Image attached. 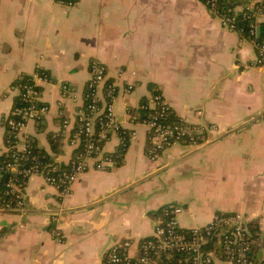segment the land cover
Instances as JSON below:
<instances>
[{
    "label": "crops",
    "instance_id": "crops-1",
    "mask_svg": "<svg viewBox=\"0 0 264 264\" xmlns=\"http://www.w3.org/2000/svg\"><path fill=\"white\" fill-rule=\"evenodd\" d=\"M255 1L226 0L237 13ZM262 24L264 9L256 35ZM93 59L116 89L115 120L129 136L123 158L115 168H90L65 198L30 177L24 210L0 213V264H102L111 244L151 237L162 210L150 213L167 204L181 208L185 230L217 214L264 225V72L254 44L223 29L203 0H0V158L17 84L38 70L47 76L37 86L48 112L23 135L68 165ZM153 92L174 120L211 128L209 143L174 144L150 161L138 114ZM119 144L112 134L105 153Z\"/></svg>",
    "mask_w": 264,
    "mask_h": 264
},
{
    "label": "built area",
    "instance_id": "built-area-1",
    "mask_svg": "<svg viewBox=\"0 0 264 264\" xmlns=\"http://www.w3.org/2000/svg\"><path fill=\"white\" fill-rule=\"evenodd\" d=\"M217 2L207 0L205 5L225 30L246 36L254 44L255 64L264 72V43L256 42L255 27L263 14L264 0H256L252 7L239 13L232 10V15L219 14ZM239 17L241 21L249 23L247 29L240 28ZM40 73L37 70L27 84L17 86L23 106L13 108L11 116L3 120L8 159L0 165V175H9V178L0 194V213H20L24 210V186L30 177L41 176L46 185L58 192L60 198H65L71 193L77 178L89 170V162H93L95 170L115 168L127 148L129 136L122 132L113 113L115 86H107V101L102 104L100 91L107 72L102 63L91 60L84 94L86 105L77 113L76 130L70 139V145L79 144L80 150L73 154L67 166L53 163L43 169L37 157L31 155L30 139L23 135L28 124L39 121L48 112L47 107L40 102L37 86L39 82H46L47 78ZM130 90L128 87L126 93ZM150 104L141 106L140 109L151 112L139 121L147 130V158L150 161L159 160L161 153L174 143L201 144L207 130L183 123H165L170 110L159 95L152 96ZM67 127L65 122L63 130L66 131ZM112 134L119 136L120 150L105 154L104 145ZM180 213L178 207L163 210L155 222L151 237L141 243L125 240L111 244L102 264H264V225H257L255 229L250 227L252 221L242 215L217 214L206 226L185 230L180 228L177 221ZM61 216L62 211L58 210L51 222L57 224ZM211 242H214L215 247L208 250ZM255 248H259L261 254L258 261L255 260ZM215 250L222 255L221 261H218Z\"/></svg>",
    "mask_w": 264,
    "mask_h": 264
},
{
    "label": "trees",
    "instance_id": "trees-1",
    "mask_svg": "<svg viewBox=\"0 0 264 264\" xmlns=\"http://www.w3.org/2000/svg\"><path fill=\"white\" fill-rule=\"evenodd\" d=\"M204 1V3L205 2H207V0H203ZM217 10H218V12H219V14H224V15H232L231 13H232V8H231V6H230V4L229 3H227L226 1H222V0H218V2H217ZM239 26H240V28H245V29H247V27H248V25H249V23H247V22H243V21H241L240 20V17H239ZM260 27H261V35H260V38L259 39H256V42L258 43V44H262L263 42H264V24H262V25H260ZM41 74V73H40ZM46 78H47V76L46 75H44ZM29 80H30V77H23L19 82H18V84H17V86H21V85H23V84H27L28 82H29ZM109 84H104L102 87H104V97H102L103 98V102H106L107 101V98H105L106 97V94H107V92H108V88H107V86H108ZM151 88V87H150ZM102 89V88H101ZM39 90V89H38ZM39 92H40V90H39ZM156 95H158V93L157 92H153V94H152V96H156ZM102 96V95H101ZM150 102H151V100H150ZM85 105H86V102H85V100H84V104H83V106H82V108H84L85 107ZM21 106H23V103L21 102V99L18 97L17 98V100H16V102H15V105H14V108H19V107H21ZM142 106H149V105H147V103L146 102H144L143 104H142ZM151 111H149V110H143V109H140L139 110V121H141L142 119H145L146 118V116L150 113ZM37 122V121H36ZM165 123H169V124H179V123H181V122H179V121H176V120H174L173 118H172V113L169 111L168 112V114L166 115V119H165ZM76 126V125H75ZM75 130H76V127H75ZM75 130H74V132H75ZM123 133H124V131H122ZM122 132H121V134H122ZM74 134V133H73ZM125 142H126V139H125ZM31 146H32V150H31V155H34V156H36L37 157V159L41 162V165H42V168L43 169H45V167L46 166H48V165H50V164H53L54 162L45 154V153H43V152H41V151H39V150H37L36 149V147H35V145L31 142ZM80 150V146H79V148H77L76 149V152L77 151H79ZM119 153V152H118ZM9 156V155H8ZM8 158H7V155L5 154V156H3V157H1L0 158V165L3 163V162H5V160H7ZM28 162L26 163V165L28 166ZM1 176V175H0ZM8 178H9V175H4V176H1L0 177V194L2 193V191L4 190V185H5V183L7 182V180H8ZM167 209V208H166ZM165 210V209H164ZM163 212V210L160 212V215H161V213ZM159 215V216H160ZM256 223L255 222H252L251 224H250V227L251 228H255L256 229ZM148 239V238H147ZM147 239H142V240H140L139 241V243H141V242H143L144 240H147ZM214 247H215V245H214V242H211L209 245H208V247H207V249L208 250H213L214 249ZM215 252H216V257H217V259H218V261H221L222 260V258H221V254L217 251V250H215ZM254 255H255V260L256 261H258V260H260V257H261V254H260V251H259V248H255V252H254ZM104 259V258H103Z\"/></svg>",
    "mask_w": 264,
    "mask_h": 264
},
{
    "label": "rangeland",
    "instance_id": "rangeland-1",
    "mask_svg": "<svg viewBox=\"0 0 264 264\" xmlns=\"http://www.w3.org/2000/svg\"><path fill=\"white\" fill-rule=\"evenodd\" d=\"M68 6H72V4H69ZM223 28V27H222ZM224 29V28H223ZM93 60H96V59H93ZM256 60V59H255ZM98 61V60H97ZM99 62V61H98ZM255 66H256V64H255ZM257 67V66H256ZM258 68V67H257ZM259 69V68H258ZM261 70V69H260ZM39 95H40V100H41V93H39ZM101 103L102 104H104V102H103V100H101ZM151 105V104H150ZM167 105V104H166ZM113 113H114V111H113ZM47 114V113H46ZM46 114H44L43 116H45ZM115 116V115H114ZM195 127H197V126H195ZM201 129H203V130H207V131H209L211 128H206V127H201ZM147 131V130H146ZM202 140V142H201V144L200 143H196V144H192V145H189V146H192V147H195V148H200V147H203V146H205L206 144H208L209 143V139H206L205 137L204 138H202L201 139ZM31 141V140H30ZM174 144H181L182 145V143H174ZM173 144V145H174ZM186 145V144H185ZM186 146H188V145H186ZM74 149H75V151H76V149L77 148H79V144H77V145H74V146H72ZM170 148V147H169ZM169 148H167L166 150H164L162 153H161V156L169 149ZM104 153H105V150H104ZM105 154H107V153H105ZM112 154H114V153H112ZM161 156H160V158H161ZM123 158V157H122ZM121 158V159H122ZM158 161V160H157ZM89 163H93V162H89ZM57 164V163H56ZM57 165H59V164H57ZM90 166H92V167H90V168H93L94 166L93 165H90ZM89 168V169H90ZM79 178V177H78ZM77 178V179H78ZM181 209V208H180ZM199 228H201V227H199Z\"/></svg>",
    "mask_w": 264,
    "mask_h": 264
},
{
    "label": "water",
    "instance_id": "water-1",
    "mask_svg": "<svg viewBox=\"0 0 264 264\" xmlns=\"http://www.w3.org/2000/svg\"><path fill=\"white\" fill-rule=\"evenodd\" d=\"M260 36V29L258 28L257 29V37H259ZM170 207H176V205L175 204H167V205H164V206H162L161 208H159L158 210H156V211H154V212H151L150 214L151 215H157L161 210H164V209H166V208H170Z\"/></svg>",
    "mask_w": 264,
    "mask_h": 264
}]
</instances>
